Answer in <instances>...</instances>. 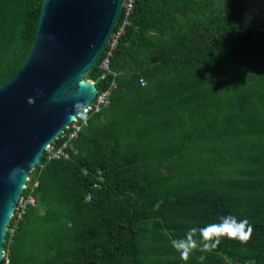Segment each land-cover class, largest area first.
<instances>
[{
	"label": "trees",
	"instance_id": "obj_1",
	"mask_svg": "<svg viewBox=\"0 0 264 264\" xmlns=\"http://www.w3.org/2000/svg\"><path fill=\"white\" fill-rule=\"evenodd\" d=\"M42 3L0 0V85L24 65ZM248 9L136 0L112 74L100 79L99 59L86 76L99 93L115 82L109 106L52 143L67 159L44 151L37 207L0 264H264V19ZM229 214L250 222L248 242L187 261L172 247Z\"/></svg>",
	"mask_w": 264,
	"mask_h": 264
},
{
	"label": "water",
	"instance_id": "obj_2",
	"mask_svg": "<svg viewBox=\"0 0 264 264\" xmlns=\"http://www.w3.org/2000/svg\"><path fill=\"white\" fill-rule=\"evenodd\" d=\"M123 2L43 0L24 65L0 85V263L32 170L97 94L86 76L107 47Z\"/></svg>",
	"mask_w": 264,
	"mask_h": 264
},
{
	"label": "built area",
	"instance_id": "obj_3",
	"mask_svg": "<svg viewBox=\"0 0 264 264\" xmlns=\"http://www.w3.org/2000/svg\"><path fill=\"white\" fill-rule=\"evenodd\" d=\"M135 2L136 0H124L123 2L121 18L110 38L107 47L104 49L100 57V62L98 64V69L101 72V80L108 77L109 74H112V72L110 71L111 59L113 58L115 48L122 36L125 34L127 27L131 25V17L134 12ZM261 19H264V9L261 12ZM140 82L142 85L144 84L142 80H140ZM115 86V82L112 81L107 90L102 93H99L97 91L95 98L92 100L89 106L84 109L82 113L79 114L73 120V122L64 129L60 136L65 135V137H67L68 139L76 137L77 133L88 124V119L90 117L89 115L100 113L104 108L109 106L111 91L115 88ZM66 147L67 142L62 143V145L57 149H55L52 144L48 146L46 149L47 160H59L61 158L67 159L68 155L65 152ZM99 180H102V178L99 177ZM37 186L38 181L35 180L34 182H32L29 177L6 229V234L9 235L10 241L18 230V227L25 214L29 210L35 209L37 207V200L35 197V189L37 188ZM95 186L100 187L99 185ZM3 261H7V255L5 254V252H3Z\"/></svg>",
	"mask_w": 264,
	"mask_h": 264
},
{
	"label": "clouds",
	"instance_id": "obj_4",
	"mask_svg": "<svg viewBox=\"0 0 264 264\" xmlns=\"http://www.w3.org/2000/svg\"><path fill=\"white\" fill-rule=\"evenodd\" d=\"M28 103L33 104L34 100L29 98ZM252 232V225L246 218H238L229 214L220 217L218 222L213 224L189 228L184 237L173 239L171 245L179 253L181 259L187 261L194 250L213 251L224 239L248 242ZM199 259L202 262L204 257L201 256Z\"/></svg>",
	"mask_w": 264,
	"mask_h": 264
},
{
	"label": "crops",
	"instance_id": "obj_5",
	"mask_svg": "<svg viewBox=\"0 0 264 264\" xmlns=\"http://www.w3.org/2000/svg\"><path fill=\"white\" fill-rule=\"evenodd\" d=\"M247 2L249 4L247 19L253 20V16L258 15L264 9V0H247Z\"/></svg>",
	"mask_w": 264,
	"mask_h": 264
},
{
	"label": "rangeland",
	"instance_id": "obj_6",
	"mask_svg": "<svg viewBox=\"0 0 264 264\" xmlns=\"http://www.w3.org/2000/svg\"><path fill=\"white\" fill-rule=\"evenodd\" d=\"M248 13H249V12H248ZM257 22H258V20H257ZM257 22H256V23H257ZM88 81H89V80H88ZM91 82H92V81H91Z\"/></svg>",
	"mask_w": 264,
	"mask_h": 264
}]
</instances>
